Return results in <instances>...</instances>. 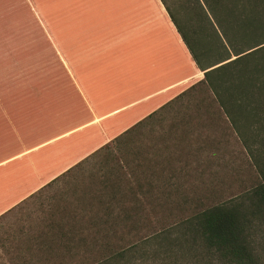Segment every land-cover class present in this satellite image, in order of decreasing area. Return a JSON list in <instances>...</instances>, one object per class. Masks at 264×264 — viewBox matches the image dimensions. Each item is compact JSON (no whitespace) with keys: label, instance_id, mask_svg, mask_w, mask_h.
I'll return each mask as SVG.
<instances>
[{"label":"crops","instance_id":"obj_1","mask_svg":"<svg viewBox=\"0 0 264 264\" xmlns=\"http://www.w3.org/2000/svg\"><path fill=\"white\" fill-rule=\"evenodd\" d=\"M18 1L21 10L11 15L24 16L26 26L42 31L38 42L44 53L26 57L52 64L0 70V217L133 127L191 109L194 93L209 94L203 87L191 91L203 72L160 0ZM8 39L0 45L13 44ZM12 56L0 62L14 61ZM203 102L195 109L202 111ZM205 106L212 124L211 108L217 107ZM195 119L191 114L174 119L162 137L180 131L177 142L190 143L177 160L166 154L163 160L171 174L179 166L187 181L207 167L202 156L207 142L193 132Z\"/></svg>","mask_w":264,"mask_h":264},{"label":"trees","instance_id":"obj_2","mask_svg":"<svg viewBox=\"0 0 264 264\" xmlns=\"http://www.w3.org/2000/svg\"><path fill=\"white\" fill-rule=\"evenodd\" d=\"M160 1L203 72L191 91L203 87L209 92L208 106L217 107L213 118L228 125L258 183L136 239L125 230L137 228L142 216L128 212L140 214L144 204L134 197L127 208L119 197L127 192L135 196L140 189L129 186L122 193L117 183L107 198L95 201L101 215L80 210L60 219L30 243L20 264H211L215 259L220 264H262L252 231L264 226V0ZM204 34L207 40L201 38Z\"/></svg>","mask_w":264,"mask_h":264},{"label":"rangeland","instance_id":"obj_3","mask_svg":"<svg viewBox=\"0 0 264 264\" xmlns=\"http://www.w3.org/2000/svg\"><path fill=\"white\" fill-rule=\"evenodd\" d=\"M13 1L14 3L12 0H0V23L5 22L7 18L9 22L6 21L5 24L12 22L10 25L0 26V40L9 42L8 38H11L13 42L11 45H0V59L10 54L14 55L12 58L15 59L0 62V70L10 67L41 68L42 65L52 64L32 62L26 57L28 54L44 53L43 46L38 42L42 31L30 29V25L26 26L28 23L24 16L11 15L22 7L18 0ZM7 12L10 15H6ZM207 35H201V38L207 40ZM45 49L48 51V47ZM208 96L206 92L194 93L191 109H176L167 115L165 120L163 118L160 122L145 124L128 132L124 139L113 141L85 164L1 216L0 264H20L21 258L28 256L26 251L30 243H36L39 235L60 219L64 220L80 210H85L87 216H93L95 212L101 215L102 213L96 210L95 201L100 197L107 198L117 183L121 185L122 193H125L129 186L134 190L137 186L140 189L139 192L135 190V196L127 192L119 197L127 208L132 204L134 197L144 204L142 213L128 212L129 216H142L137 228L125 230L133 239L155 234L163 228L177 224L195 211L222 203L258 183V176L250 160L228 125L219 118L211 124L209 113H206L209 110L205 106L208 105ZM200 101H206L203 102L205 109L202 111L195 109V106L201 104ZM212 111L214 112L213 109ZM189 114L196 118L193 132L206 138L202 156H205L203 162L207 163V167H204V173L200 176L189 175L191 180L187 181L179 166H176L171 174L169 168L164 166L167 161L163 160L164 154L174 156L177 160V155L183 156V153L190 151V143L180 145L181 143L177 142L180 131L173 132L168 138L162 137L170 133L174 119L180 120ZM191 145L196 148L198 144L195 142ZM160 161L162 166H159ZM172 179L175 181L170 182ZM165 180L169 181L164 183ZM149 183L155 187L151 194L147 191ZM166 193L169 195L166 196ZM252 237L256 249L262 252L264 264V226L254 229ZM204 259L209 261V258ZM209 263L220 264L216 259ZM188 264L204 263L191 260Z\"/></svg>","mask_w":264,"mask_h":264}]
</instances>
